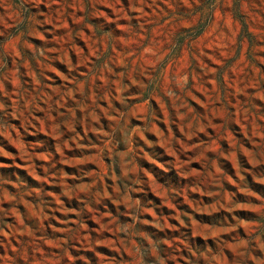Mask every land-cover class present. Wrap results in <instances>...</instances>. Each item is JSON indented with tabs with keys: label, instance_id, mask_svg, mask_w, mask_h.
<instances>
[{
	"label": "rangeland",
	"instance_id": "rangeland-1",
	"mask_svg": "<svg viewBox=\"0 0 264 264\" xmlns=\"http://www.w3.org/2000/svg\"><path fill=\"white\" fill-rule=\"evenodd\" d=\"M0 264H264V0H0Z\"/></svg>",
	"mask_w": 264,
	"mask_h": 264
}]
</instances>
